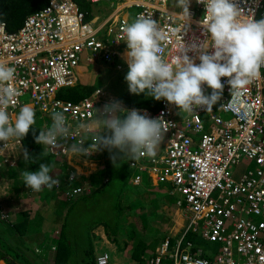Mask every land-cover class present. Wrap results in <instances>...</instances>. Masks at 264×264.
<instances>
[{"label": "built area", "instance_id": "built-area-1", "mask_svg": "<svg viewBox=\"0 0 264 264\" xmlns=\"http://www.w3.org/2000/svg\"><path fill=\"white\" fill-rule=\"evenodd\" d=\"M233 3L241 12L238 17L241 22L264 18V0H233ZM131 7L138 8L135 18L138 14L152 15L158 22L166 35L164 57L169 62L179 58L184 44L189 58L200 63L201 46L211 43L210 34L200 24L206 13L202 3L189 8L187 17L181 15L182 9H173L169 0H118L114 10L95 24L99 15L89 18L91 11L76 0H50L29 13L15 30L8 28L0 10V63L16 69L11 86L20 93L15 98V107L8 108L12 119L15 111L29 100L50 115L62 111L71 126L66 138L47 148L51 155L67 156L68 160L74 157L78 153L73 152L72 146L91 144L98 131L79 125L92 123L97 110L102 112L105 104L122 102L101 87L79 100L59 97L58 92L66 85L76 84L75 68L82 58L86 57L88 62L97 59L111 62L123 56L120 48L127 45L123 28L132 23V14L124 15L123 10ZM103 28L106 31L100 35ZM213 51L208 48L209 54ZM221 79L225 85L221 100L209 112L203 107H194L190 113L181 112L166 99L160 100L155 109L126 107L122 102L127 110L137 109L142 115L162 117L168 123L159 146L163 147L162 152H156L155 157L130 158L129 164L135 169L132 175L135 183H140L146 174L154 182H170L173 186L170 191L178 195L177 205L183 207L188 219L180 238L176 241L171 236L163 238L147 264H264V67L250 85L238 91L232 92L227 83L229 78ZM203 88L205 94L212 92L206 84ZM20 143L21 139H12L6 145L0 141L2 160L16 164L15 152ZM94 153L92 149V154L85 156ZM242 161H249L250 165L235 176L234 168ZM72 166L63 178L55 176L60 183L54 189L79 178L81 172ZM4 185L9 191L11 184ZM91 190L89 180L82 178L79 185L65 192L73 196ZM190 231L207 241L219 242L220 251L204 253L192 240L186 242ZM170 251V261L166 263ZM97 264H113L109 252L100 253Z\"/></svg>", "mask_w": 264, "mask_h": 264}, {"label": "clouds", "instance_id": "clouds-1", "mask_svg": "<svg viewBox=\"0 0 264 264\" xmlns=\"http://www.w3.org/2000/svg\"><path fill=\"white\" fill-rule=\"evenodd\" d=\"M197 2L205 5L206 13L200 24L205 32L210 34L211 41L210 44L208 41L201 46L203 50L199 56V64L189 58L188 49L185 48L184 44L181 45V54L175 61L169 62L164 57L163 42L166 40V35L159 28L158 22L152 18V15L138 14L132 23L124 26V41L127 42L126 62L129 67L125 81L131 94L146 93L157 101L166 99L169 103L178 106L181 112L190 113L194 107H203L209 112L221 100L225 87L221 78H229L227 83L233 92L250 85L260 75V69L264 67V18L259 20L253 18L241 22L238 19L241 12L233 0H197ZM190 4L191 0H177L176 6L183 10L181 15L189 16ZM192 47L197 48L196 45ZM209 47L214 49L211 54L208 52ZM15 77L16 69L14 67L0 63V141L4 145L12 139L25 138L36 123L35 110L29 104L20 106L19 113L14 120L8 112L9 106L15 107V98L20 94L18 89L11 86ZM205 84L212 89L210 94H205L203 88ZM99 87H96L92 92ZM118 98L126 107H143L129 105L120 96ZM122 102L114 100L105 104L102 112L96 109L97 116L92 123L79 125L80 128L89 130L95 126L98 131L93 136L91 144L87 146L83 143L74 144L72 146L73 152L79 155H89L92 154V149H96V151L106 149L110 153L119 150L122 158L128 157L133 160H138L146 155L155 157L156 149L161 145L164 134L168 131V123L162 117L149 118L142 115L137 109L127 110L122 106ZM29 103L32 102L29 101ZM50 116L53 122L46 131L41 130L38 135L33 132L35 142L45 146V152L48 147L55 146L58 139L66 138L71 127L62 111H53ZM94 154L90 157L94 158ZM23 155L27 161L29 153L26 149ZM51 156L52 160L55 159L59 162L68 160L67 156ZM112 158L115 162L116 157L113 156ZM68 165L70 164L67 163L66 167H63L62 174L58 176L63 178L67 175L68 167L72 166ZM54 168L55 163L52 162L39 164L36 171L24 170L21 173L24 184L36 192L42 190L61 191L71 201L83 194L68 195L64 186L61 189H54L53 187L60 183V180L51 174ZM72 168L75 167L72 166ZM79 172H81L78 175L79 184L82 178H87L93 190L95 184L90 181L89 174L80 170ZM133 173L132 170V175ZM150 181L154 182L151 179ZM133 183L140 184L134 181ZM175 203L177 205L176 200ZM181 208L183 207L178 206L179 211ZM184 215L187 219L186 212ZM166 236L171 235L168 233ZM171 238L176 241L180 236H171ZM156 249L154 253H156ZM105 251L109 252L108 249L102 252ZM100 253H97V256ZM109 254L112 263L115 264L112 253L109 252Z\"/></svg>", "mask_w": 264, "mask_h": 264}, {"label": "trees", "instance_id": "trees-1", "mask_svg": "<svg viewBox=\"0 0 264 264\" xmlns=\"http://www.w3.org/2000/svg\"><path fill=\"white\" fill-rule=\"evenodd\" d=\"M48 1L49 0H0L2 19L6 21L10 30H14L17 28L19 19L22 18L23 20L25 15L48 4ZM86 8L89 10L88 7ZM91 92L92 90L89 89L87 95L91 94ZM58 96L61 97L59 93ZM119 96L129 105L149 106L154 109L160 105V101L155 100L146 93L139 95L131 94L129 88ZM45 116L49 118H47L43 128L38 127L37 123H35L30 129L29 134L25 138H21L24 150L26 149L29 153L28 161L31 163L33 171L38 170L39 164L47 163L52 160V156L48 152V149L45 152V146L37 144L33 134V132H35V135H38L39 131H46L47 128L50 127L53 122L51 116L48 114H45ZM103 154L106 157L105 173H107L108 178L91 192L83 193L81 196L79 195L77 198L72 199L67 206L64 213L65 221L62 224L60 232L54 237L56 251L53 264H97V251L95 248L96 235L93 230L96 226L104 222V218L101 220L96 217L98 216L96 214H99L101 211V206L97 203L98 200L95 202V198H100L99 195L103 194L105 198L107 197V199L110 200L109 210L112 207V200H114L113 205H117V211L121 214H126L127 209H133V205L136 204L137 206L138 203L141 202V198L133 196V189L129 191L125 189L128 177L132 175V169L129 167V158H122V154L119 153V150H114L110 153L108 150L103 149ZM113 156L116 157L115 162L113 161ZM94 176L95 175H92L90 177V181H93V183L96 180ZM79 180L80 179L77 178L74 181L79 182ZM113 183L116 184V187L113 188V192H109L108 190L112 188L111 186ZM32 209L33 207L24 209L22 212L23 217L17 221L0 217V237L3 238L0 240V257L4 258L9 264H47L42 260L40 253L37 252L35 248H33L35 252L31 251L30 244H32L31 242L34 243V241L27 236V230L31 215L30 210ZM1 211L2 207L0 205V215ZM106 212L109 213L108 209ZM127 226H129V222L127 218L122 215L119 222L108 227L110 230L108 234L110 235L113 233L116 235L124 228L128 229ZM6 233L12 235L13 239L9 240ZM166 234L167 233L164 235ZM20 238H25V242L29 243V248L20 241ZM115 239L116 238L113 240ZM146 244V241L141 239L139 245L133 249L131 255L135 264H147L149 258L155 254L152 249H149V253L147 254L150 255V257L148 260L145 258ZM33 245L34 244H32V246ZM141 245L143 248H140ZM195 247L197 246L195 245Z\"/></svg>", "mask_w": 264, "mask_h": 264}, {"label": "rangeland", "instance_id": "rangeland-1", "mask_svg": "<svg viewBox=\"0 0 264 264\" xmlns=\"http://www.w3.org/2000/svg\"><path fill=\"white\" fill-rule=\"evenodd\" d=\"M76 1L81 5L91 9V14L89 15V18L94 17L96 14L99 15L95 24L101 22L104 18H106L118 5V0H101L97 3H92L88 0ZM169 2L173 9L181 10V8H178L176 6L177 0H169ZM196 7L197 1L191 0L189 8ZM123 11L124 15L130 13L132 14L130 16V21L133 22L135 19V13L138 11V8H125ZM22 22V18L19 19V22L17 23V28L20 27ZM105 31L106 28H103V30H101L100 32V35H103ZM120 49H122L123 56L118 57L111 62H107L103 59H98L94 62H90L84 68H81V66L76 67V84L74 86L66 85L62 87L58 92L60 96L76 100L84 95H87V91L89 89L94 90L96 86H100L104 88L107 92L116 96H119L120 94L125 92L128 88V84L125 81V76L129 71V67L126 62L127 58L125 56V53L127 52V45L123 46V48ZM87 62L88 59L86 57L82 58L81 63ZM90 86L95 87L90 88ZM27 102H29V100H27ZM19 109L20 108L16 110V115L19 113ZM34 110L36 113L37 120L41 111L37 107H34ZM224 115L226 117L230 116V114L227 113H225ZM162 149V146L158 147L156 149V152L161 153ZM99 154L102 155V153ZM73 156L75 157L72 158L81 159L79 162H82V166H85L87 168L86 171L90 169L91 165H96L94 163L93 157L85 156L84 154H77ZM100 162L101 161H98V166L103 164V162H101V164ZM248 165H250L249 161H242L238 166L234 168V175L238 176L242 174ZM130 168L134 171L133 167L130 166ZM149 178L150 177L146 174L144 176L143 182L140 185H135L131 179V176L128 177V181L125 184V189H127V191L133 189V196H138L139 198H141V202H139L137 206L136 204L133 205V209H127L126 214H121L117 211V205H113L114 200H112V207L109 210L110 200H108L107 197L105 198V195L102 194L99 195L100 198H95V202L96 200H98L97 203L101 206V211L99 214H96L98 215L96 217L101 220L102 218H104L103 224L98 225L99 227L96 228L97 232H101V234L104 236L103 239L97 238L98 244H95V248L97 251L96 253H100L108 249V251L112 253L113 258L117 257L118 260L125 259V257L132 259L131 254L133 249H135V247L139 245L141 239H143L147 243L145 245V258H147L148 260V258L150 257V255L147 254L149 253V249H152L154 251L158 243H160L161 239L166 236L164 235L165 233H169L171 236L174 237H179L184 232L186 224L188 223V219H185V211L183 210V208H181L180 211L178 210V206L175 203L177 194L174 195V193L170 191L173 188L172 184L170 182H163L159 185L152 186ZM77 184H79V182L70 181V186L72 189L74 186H77ZM111 187L112 188L108 190L109 192H113V188L116 187V184L113 183ZM107 209L109 213L106 212ZM122 215H124V217H126L127 221L129 222V226H127L128 229L124 228L116 235H114L113 233L109 235L108 233L110 230L108 229V227H111L113 226V224L119 222L120 217H122ZM6 235L8 236L7 238H9V240L13 239L12 235L7 233ZM114 238L116 239L113 240ZM2 239L3 238L0 237V240ZM20 239V241L23 242V244L29 248V243L25 242V238ZM188 240H192L194 242V245L201 248L206 253H216L221 249V244L219 242L207 241L202 238L200 234H197L193 231L187 233L185 241ZM31 243L33 244V242ZM32 244H30L31 251L35 252V250L33 249L34 245L32 246ZM107 244L109 246H107ZM140 248H143V246L141 245ZM37 252L41 253V250ZM170 255L171 251L169 252L168 257L165 260L166 263L170 261Z\"/></svg>", "mask_w": 264, "mask_h": 264}, {"label": "crops", "instance_id": "crops-1", "mask_svg": "<svg viewBox=\"0 0 264 264\" xmlns=\"http://www.w3.org/2000/svg\"><path fill=\"white\" fill-rule=\"evenodd\" d=\"M89 10L91 11V9ZM88 64L89 63H82L80 66L81 68H84ZM92 87L95 86H90V88ZM26 104H29L34 108L32 103L27 102ZM15 116L16 111L14 113V118ZM47 118L49 117L45 116L44 112H41L38 119L36 120L37 126L43 128L45 126ZM94 128L96 127L94 126ZM13 152L14 149L11 150L9 154L12 155ZM23 153L24 148L22 146L21 141V143L17 145L15 152V155L17 157L16 164H10L6 161H3L0 157V205L2 207L0 217L9 218L12 219V221H17L18 219L23 217L22 212L24 209H26L27 207H33V209L30 210L31 215L28 224L27 236L34 241L33 248H35L36 251L41 250L40 255L42 260H44V262H46L47 264H53L56 251L54 237L60 232L62 224L65 221L64 213L71 200L67 197V195L63 194V192L58 190H42L36 192L29 189L24 184L21 173L24 170L33 171V169L31 163L28 160L25 161ZM99 153H102V155ZM80 160L81 159L79 158H69V160L65 162H59L53 159L51 161H48L46 164L52 162L55 163V168L51 173L54 177L62 174V171L64 170L63 167H66L67 163L74 165L75 167L77 166V169L80 171H89L87 172V174H89L90 177L92 175H95V182L93 183V181H91L92 184H95V188L98 187L102 182L107 180V173H105L106 157L103 154V150L96 151L95 149L94 163L96 165H91L90 169H88L87 171V168L85 166H82L83 163L79 162ZM98 161L103 162V164L98 166ZM6 182H9L11 184L9 186V191H7L8 186L4 185ZM150 183L152 186L159 185L155 182ZM63 186L65 191L70 190L71 188L70 184H64ZM98 227L99 226H96L93 230L94 234L96 235V244H98L97 238L103 239L104 237L101 232H97L96 228ZM107 246L109 245L107 244ZM113 259L115 264H135L134 260H131L127 257H125V259L119 260L117 257ZM0 262L1 264H9L2 257H0Z\"/></svg>", "mask_w": 264, "mask_h": 264}]
</instances>
